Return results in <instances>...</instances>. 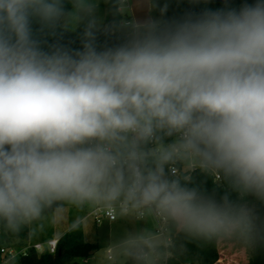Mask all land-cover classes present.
I'll use <instances>...</instances> for the list:
<instances>
[{
  "label": "clouds",
  "instance_id": "9594fccd",
  "mask_svg": "<svg viewBox=\"0 0 264 264\" xmlns=\"http://www.w3.org/2000/svg\"><path fill=\"white\" fill-rule=\"evenodd\" d=\"M99 2L0 0V234L70 206L147 225L90 264H171L180 238L254 251L255 210L189 181L199 170L264 203V0L110 27ZM112 3L132 14L131 0ZM34 22L53 36L82 27V50H45ZM109 30L121 42L98 49Z\"/></svg>",
  "mask_w": 264,
  "mask_h": 264
},
{
  "label": "trees",
  "instance_id": "16d2710c",
  "mask_svg": "<svg viewBox=\"0 0 264 264\" xmlns=\"http://www.w3.org/2000/svg\"><path fill=\"white\" fill-rule=\"evenodd\" d=\"M156 7L152 9L153 15L159 18V21H174L181 20L188 14H199L205 9H222V8H240L243 4H253L255 0H200L199 3L193 4L190 0H155ZM166 10L162 13L161 9ZM66 7L70 5L66 4ZM112 18V25L121 20L122 16L114 14V5L112 0H109L106 11L105 21L108 23L109 18ZM33 29L37 33L38 38L42 42L45 50H48L53 45H61L69 48L72 51H79L83 48L82 42V27L76 31H63L57 29V35L49 34L47 29L41 31V26L38 22L33 23ZM122 40V34L118 31H108L107 34L100 31L96 35L95 44L98 49L111 47ZM189 186L199 189L205 195L214 196L220 199L228 196L233 201H239L247 204L255 210L261 222H264V203L258 201L253 196H246L242 200L239 195L232 191L222 180L216 182L213 178L202 174L199 170H194L190 173ZM72 231L65 233L58 238L57 249L54 253L48 251L38 252L34 248L27 249L25 254L17 258V264H78L76 258L87 257L91 255L98 245L86 242L68 244ZM29 238L28 229H24L19 237L9 239L0 234V249L2 247H16L18 249L27 246ZM178 244L185 249L184 253L178 259L171 261V264H221L220 260V243H205L196 240H186L180 238ZM247 264H264V242L258 244L254 251L247 252Z\"/></svg>",
  "mask_w": 264,
  "mask_h": 264
},
{
  "label": "rangeland",
  "instance_id": "374dc122",
  "mask_svg": "<svg viewBox=\"0 0 264 264\" xmlns=\"http://www.w3.org/2000/svg\"><path fill=\"white\" fill-rule=\"evenodd\" d=\"M108 2L100 0L97 8V16L103 18L106 16ZM125 14L122 20H125ZM108 23L105 22V26ZM73 223L78 226L73 228ZM147 225L144 222H138L135 225L125 219L115 221L96 222L93 216V209H75L66 207L61 215L54 216L38 225L34 233H30L32 243H42L44 249L45 242L53 237H60L65 233L72 231L68 244L86 242L98 245V248L87 257L76 258L78 264H90L95 253L103 248L110 240L118 238L125 231L133 228H143ZM247 252L232 243H220V262L221 264H247ZM11 264H17V257L13 258ZM9 262L7 264H9Z\"/></svg>",
  "mask_w": 264,
  "mask_h": 264
},
{
  "label": "built area",
  "instance_id": "2783aa9c",
  "mask_svg": "<svg viewBox=\"0 0 264 264\" xmlns=\"http://www.w3.org/2000/svg\"><path fill=\"white\" fill-rule=\"evenodd\" d=\"M124 21H130L129 19H125ZM216 182H220L221 180L219 178L215 179ZM93 216L95 218L96 222L101 221H115L111 219H115V217H110L108 214L101 210H93ZM46 248L44 249V246L42 243H35L33 245H27L23 248H16V247H2L0 249V264H7L9 261H11L15 257H19L22 254H25L27 249L32 247L38 252H44L48 251L50 253H54L57 249L58 245V239H50L45 242Z\"/></svg>",
  "mask_w": 264,
  "mask_h": 264
},
{
  "label": "crops",
  "instance_id": "0c3cea01",
  "mask_svg": "<svg viewBox=\"0 0 264 264\" xmlns=\"http://www.w3.org/2000/svg\"><path fill=\"white\" fill-rule=\"evenodd\" d=\"M131 2H132V14L131 15H126L125 19H129L130 21L135 20L137 22H144V21H147L149 19L159 21V18L154 17L153 11L149 9V7H148L147 3L145 2V0H131ZM105 18H106V16L103 18V24L104 25H105V22H106ZM30 237L31 236H30V232H29V238H28V241H27V245L35 244V243L31 242V238ZM58 238L59 237H53L51 239H58ZM36 243H39V242H36Z\"/></svg>",
  "mask_w": 264,
  "mask_h": 264
},
{
  "label": "water",
  "instance_id": "95a60500",
  "mask_svg": "<svg viewBox=\"0 0 264 264\" xmlns=\"http://www.w3.org/2000/svg\"><path fill=\"white\" fill-rule=\"evenodd\" d=\"M111 25H112V18L110 17L109 20H108V24H107V26L110 27ZM109 31H111V30H109Z\"/></svg>",
  "mask_w": 264,
  "mask_h": 264
}]
</instances>
